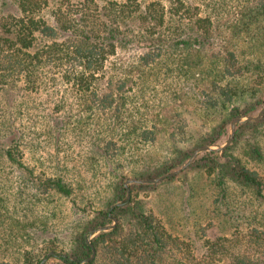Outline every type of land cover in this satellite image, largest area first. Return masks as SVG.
I'll return each instance as SVG.
<instances>
[{"label":"trees","instance_id":"1","mask_svg":"<svg viewBox=\"0 0 264 264\" xmlns=\"http://www.w3.org/2000/svg\"><path fill=\"white\" fill-rule=\"evenodd\" d=\"M263 101L264 0H0V264H264V111L178 173L207 180L179 190L181 210L204 191L197 253L146 198L178 175L111 206Z\"/></svg>","mask_w":264,"mask_h":264},{"label":"rangeland","instance_id":"2","mask_svg":"<svg viewBox=\"0 0 264 264\" xmlns=\"http://www.w3.org/2000/svg\"><path fill=\"white\" fill-rule=\"evenodd\" d=\"M44 100L45 99L43 97H35V100H34V103L36 104V107L38 108V112L41 113V115H45V112L49 111L48 105ZM263 103H264V101L262 102L261 106L263 105ZM260 107L257 108L256 110L248 112L246 114H255L260 109ZM246 114H242V115H246ZM50 116H51V119H53V121L56 120V121L60 122V120L58 119V117H60V115L53 113ZM239 116H241V115H239ZM244 120H246V119H244ZM244 120H242V121H244ZM242 121H239V122H242ZM229 124L227 126L226 131L219 137V141L211 143L212 145H220L226 140V137L228 135V130H229ZM48 131L49 130L44 128V129L40 130V132L37 133V135L34 137V141H35V143H37L39 145V147H41L42 145H45V147L47 148L50 143L54 142L52 137H51V134L48 133ZM233 132H234V130H233ZM232 135H233V133H232ZM46 145H48V146H46ZM56 145H57V148L60 150L64 146V141H62L61 138H58V140L56 141ZM73 153H75V150L73 151ZM200 153L201 152H199L198 154H200ZM53 157H56L55 159H59L60 163L63 160H66V162L68 160V156H63V154L61 152L56 153ZM23 160H24V162H27V161L31 162V163L34 162L27 157L26 158L24 157ZM38 161H40V159L36 160L34 163H38ZM182 163H180L179 165H181ZM188 165H186L183 169H185ZM178 166H176V167H178ZM176 167H174V168H176ZM257 168L261 173L264 174V163L258 165ZM183 169H181L179 172H181ZM179 172H177L174 175H178ZM10 175H12V174H10ZM174 175H172V176H174ZM154 177H156V176H154ZM169 177H171V176H169ZM183 177H185V180L183 179ZM129 178H132V177L125 178L124 180L129 179ZM166 178H168V177H166ZM166 178H163V179H166ZM11 179H12V181L10 182V185H8V189L11 192L14 189V185H17L18 183L21 187L25 186V188L27 189L28 185H24V181L21 177L13 178V176H11ZM163 179H161V180H163ZM161 180H159V181H161ZM155 182H158V181H155ZM131 183H133V182H131ZM129 184H128V186H129ZM182 185H207V180L205 178V175H200L199 173L193 171L192 169H188L186 171L185 175H178L173 180H171L170 182L161 184V186L156 190L157 191L156 193H154V194L150 193V194L146 195V198H149L148 204L152 209H154L155 211H157L159 214H162V215L168 214L170 216V218H172L173 223L169 225V229L171 231H173L174 233L179 234L182 237L188 236L187 238H190L192 241V245H193L192 249H193L194 253L195 252L197 253L198 251H200V249L198 247H199V243H200L201 239L199 241L193 235L192 227L194 228V226L191 224V221H193L191 216L197 217L196 221L201 223V225L199 226L200 228H198V229H200L199 232L203 231L204 221H205V218L207 216V211H206L207 204L205 203V205H204L205 195H204L203 189H201L200 192L193 197V199H192L193 202L191 204L192 207L191 208H189V207L183 208L181 210V207L185 206V204L183 203V200L181 199V197L179 195V190H180V187ZM25 193L26 192L23 191V193L21 195H19L20 201H21V199H23ZM10 197H11L12 202L17 201V198L15 196V192L11 193ZM180 202H181V204H180ZM19 203L20 202H18L16 205L18 206ZM233 206H235V205L233 204ZM26 213H27L26 211L24 213V212H22L21 209H18L17 216L20 219V221L25 220V218H26L25 214ZM48 257L43 262H41V264H45L47 261L49 263H51L53 261V258H51V257L48 258Z\"/></svg>","mask_w":264,"mask_h":264},{"label":"water","instance_id":"3","mask_svg":"<svg viewBox=\"0 0 264 264\" xmlns=\"http://www.w3.org/2000/svg\"><path fill=\"white\" fill-rule=\"evenodd\" d=\"M263 111H264V103H263V105L260 107V109L255 114H246V115H241V116L236 117L235 119H233L230 122V124H229V130H228V135L226 137V140L222 144H220V145L205 144V145H202V146H199V147L195 148L192 151V153L189 155V157L185 161H183V163L181 165H179L178 167H176L174 169H171V170H169V171H167V172H165V173H163V174H161L159 176H156V177H150V178H129V179L124 180L123 181V184L125 186V194H124V196L120 200L112 203L111 206H113L115 204H119L122 201L127 200L129 198V186H128L129 183H131V182H133V183H145V182H155V181H159V180H161L163 178L172 176V175L176 174L177 172H179L186 165H188L191 161H193L196 158V156H197V154L199 152L223 148L225 145H227L230 142L231 137H232V133H233V130H234V127H235V124L237 122L242 121L244 119L255 120L258 117H260V115L263 113ZM109 217L111 219V222L109 224L99 225V226L93 227V228H91L89 230V234H88V236L85 239H86V242L89 243V245L91 246V253L87 257L81 259L79 261V263H82V262H85V261L90 260L93 257V255H94V249H93L92 245L89 242L90 236L93 235L98 230H106V229H109V228L113 227L116 219H115L114 216H111V215H109ZM51 254H55V252L54 251H51V250L48 251L40 259V263L43 262Z\"/></svg>","mask_w":264,"mask_h":264}]
</instances>
